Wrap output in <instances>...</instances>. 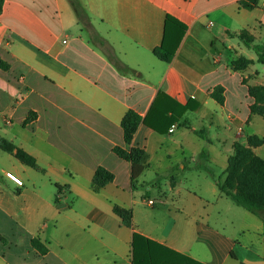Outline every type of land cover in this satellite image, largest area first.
Returning <instances> with one entry per match:
<instances>
[{
  "label": "crops",
  "instance_id": "obj_1",
  "mask_svg": "<svg viewBox=\"0 0 264 264\" xmlns=\"http://www.w3.org/2000/svg\"><path fill=\"white\" fill-rule=\"evenodd\" d=\"M242 1L79 0L72 6L68 0H4L0 138L34 158L39 170L0 151V162L9 164L0 171V264H132L134 233L198 264H264V222L250 214L232 229L234 238L210 225V210L186 205L168 149L182 150L175 130L190 128L187 113L202 118L217 115L215 109L228 129L235 128L230 155L235 143L264 138V118L250 111L264 99L249 95V88L264 87L258 78L264 70L238 38L244 31L254 44L264 42V0L252 10ZM166 16L175 22L165 29ZM161 44L173 53L168 63L152 53ZM241 58L251 64L233 70ZM218 87L221 105L211 98ZM128 110L148 121L166 111L168 118L172 110L181 116L163 134L141 124L125 145L121 121ZM204 131L192 130L211 145ZM115 147L143 148L139 178L147 171L166 178L177 201L138 192L139 178L132 189L131 165ZM251 149L264 160V143ZM99 167L114 179L94 192ZM152 186L159 190L157 181ZM217 191L214 181L211 195ZM186 197L209 204L191 192ZM114 206L131 211L130 228ZM158 210L173 215L161 222ZM34 239L46 254L32 248Z\"/></svg>",
  "mask_w": 264,
  "mask_h": 264
},
{
  "label": "trees",
  "instance_id": "obj_2",
  "mask_svg": "<svg viewBox=\"0 0 264 264\" xmlns=\"http://www.w3.org/2000/svg\"><path fill=\"white\" fill-rule=\"evenodd\" d=\"M68 1L72 6H75V0ZM258 1L259 0H244L240 3V6L244 9L252 10L256 7ZM3 2L4 0H0V14ZM171 22H175V20L166 16L165 29ZM238 38L245 47L251 49L255 53L257 63L264 66V42L262 44H254L253 40L244 31L238 35ZM152 53L158 60L165 63L170 62L173 56V53L168 51L163 44L155 48ZM249 64H251V61L241 58L232 63V69L241 70L246 68ZM0 68L3 70L7 69V65L1 60ZM221 92L222 89L218 87L211 93V98L220 105L223 103ZM249 95L255 96L257 102L262 103L264 99V87L249 88ZM188 109L187 106L181 108V113ZM250 111L251 114L264 118V106L255 103L250 107ZM166 113L167 111L163 116L148 121L146 117L141 118L134 111L128 110L121 121L125 145L131 144L133 136L141 124L146 125L158 133H166L170 127L174 126L177 119L181 116V114L172 110L171 116L165 118ZM161 124H163V128H160ZM247 143V146L239 143L234 144L233 152L227 159L224 178L221 181H216V187L222 195L229 198L236 206L245 209L264 222V160L256 156L251 149L252 147L263 144L264 138L249 137ZM0 151L12 155L26 167L39 170L34 158L21 149L16 148L11 142L3 138H0ZM113 153L121 160L130 163V186L134 189L136 181L145 167L146 153L144 149L133 147L127 151L120 147H115ZM113 179V174L99 167L95 170L92 177L91 189L94 192H99L102 188L111 183ZM113 213L119 217L121 223L125 227L130 228L132 226V214L130 210L114 206ZM31 245L39 254H46L47 249L40 240H32ZM131 261L132 264H198L136 233L132 236Z\"/></svg>",
  "mask_w": 264,
  "mask_h": 264
},
{
  "label": "rangeland",
  "instance_id": "obj_3",
  "mask_svg": "<svg viewBox=\"0 0 264 264\" xmlns=\"http://www.w3.org/2000/svg\"><path fill=\"white\" fill-rule=\"evenodd\" d=\"M75 1L78 2L79 0ZM256 66L264 70V67L261 65L257 64ZM258 78L264 79V71L260 73ZM215 111L217 115H215L214 112L210 113L213 114V120H211L210 114H207L205 117L202 116L201 118L197 113H187L186 118L190 123V128H177L175 130L179 135L176 140L182 141V150L176 148L173 144L168 145V149L170 150L172 162L176 163L174 175L179 182L182 194L185 196L184 200L188 208L192 209L196 206L199 210H210V225L221 232L223 231L225 235H230L234 238L235 232L232 229L237 228L242 221L249 218L251 213L236 206L225 196H221V199H219L218 191L217 197L211 195L210 191L213 188L214 181H221L224 178L227 159L231 153L229 150L231 149V144L235 135V128L231 127V129H228L225 125V117L220 115L217 109H215ZM192 130H205L203 136L207 140L210 139L212 141L211 145L195 135ZM170 136L173 135L171 134ZM239 141H243V137L240 138ZM262 152L263 151L257 153L261 156ZM3 156L6 157V155ZM7 167H9V164L0 162V171H7L9 169ZM156 181L158 182L159 190L152 189V185H154ZM10 187L13 191L15 190L12 184H10ZM136 190L141 193L149 192L153 201H155L159 195H166L167 200H163H165L167 204L177 201V198L176 200H172L171 198L169 180L166 178L157 179L151 171H147L145 176L138 179ZM186 192L194 193L198 197L209 202V204L191 200L189 197H186ZM72 202L71 200L67 202L63 201L62 204H71ZM192 202H194V204ZM156 215L160 216V221L163 222L169 219L173 213L168 215L166 212L158 210Z\"/></svg>",
  "mask_w": 264,
  "mask_h": 264
},
{
  "label": "built area",
  "instance_id": "obj_4",
  "mask_svg": "<svg viewBox=\"0 0 264 264\" xmlns=\"http://www.w3.org/2000/svg\"><path fill=\"white\" fill-rule=\"evenodd\" d=\"M174 129V126L171 127L170 129V132H172V130ZM5 178L8 179L9 181H11L12 183H14L15 185L17 186H22V182L21 180L16 176L14 175L13 173L11 172H6L5 174ZM147 204L149 206H153L154 205V202L153 201H147Z\"/></svg>",
  "mask_w": 264,
  "mask_h": 264
}]
</instances>
